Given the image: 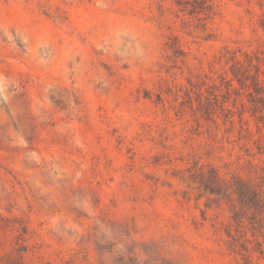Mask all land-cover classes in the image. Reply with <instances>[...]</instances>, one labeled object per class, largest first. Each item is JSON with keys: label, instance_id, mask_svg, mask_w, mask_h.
<instances>
[{"label": "rangeland", "instance_id": "1", "mask_svg": "<svg viewBox=\"0 0 264 264\" xmlns=\"http://www.w3.org/2000/svg\"><path fill=\"white\" fill-rule=\"evenodd\" d=\"M0 264H264V0H0Z\"/></svg>", "mask_w": 264, "mask_h": 264}, {"label": "trees", "instance_id": "2", "mask_svg": "<svg viewBox=\"0 0 264 264\" xmlns=\"http://www.w3.org/2000/svg\"><path fill=\"white\" fill-rule=\"evenodd\" d=\"M191 6L195 11H200V12L206 11V13L208 12V9H209L208 4H206L205 2L200 3V1L198 3L197 2L191 3ZM233 76L240 85L252 86V88L254 89V92H256L257 94L263 93V86L261 85L257 72L256 74H252V75L249 73L247 74L240 73V75H238V73H233ZM248 78H250L249 84L246 83Z\"/></svg>", "mask_w": 264, "mask_h": 264}]
</instances>
